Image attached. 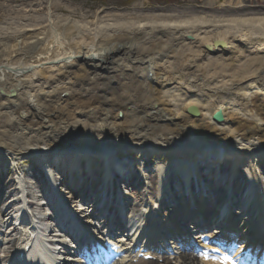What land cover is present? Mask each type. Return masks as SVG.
I'll return each mask as SVG.
<instances>
[{
	"label": "bare ground",
	"instance_id": "6f19581e",
	"mask_svg": "<svg viewBox=\"0 0 264 264\" xmlns=\"http://www.w3.org/2000/svg\"><path fill=\"white\" fill-rule=\"evenodd\" d=\"M29 4L13 7L0 24V162L3 157L16 161L21 149L25 158L44 168L52 169L58 162L60 183L70 185L77 183L73 174L91 176L96 160H101L105 188L91 191L93 202L104 196L112 203L118 154H176L182 158L177 163L158 166L163 188L159 200L145 204L140 217L131 215L132 230L117 238L122 243L135 237L142 249L152 240L151 246L166 249L168 237L162 231V240L158 239L156 229L169 232L163 225L173 222L172 235L189 244L178 230L186 216L207 225L212 221L195 214L191 195V203L179 212L180 224L173 210L170 219L156 220L174 190L171 171L176 169L188 183L196 174L203 191L208 189L203 181L207 178L199 168L214 172L232 162V173L241 165L253 171L264 155V13L246 14L240 7L229 15L208 11L134 15L105 9L90 17L72 15L76 11L69 3L64 5L68 14L57 13L63 4L59 0ZM217 114L219 122L214 120ZM79 161L87 162V167L80 168ZM119 165L126 174L128 163ZM252 173L256 199L239 207L251 218L243 214L240 224L228 220L233 225L226 231H239L244 240L250 237V244L259 246L264 237V193L257 188L260 178ZM30 174L37 178L35 171ZM53 187L58 190L56 183ZM238 192L232 188V193ZM204 195L199 199L206 200ZM10 207L0 210V227L5 225L7 231L6 223L13 220H4V215ZM218 209L221 216L229 212L227 204ZM84 216L88 221L93 217L90 212ZM33 227V222L27 226ZM18 230L14 228L12 235ZM21 237L27 239L23 230ZM191 245L198 254L204 243ZM207 246L202 259L184 253L178 264H220L205 260L214 251L213 243ZM61 249L70 254L67 247ZM65 259L74 264L73 256L67 254ZM6 261L9 258L4 261L9 264ZM35 261H41V254Z\"/></svg>",
	"mask_w": 264,
	"mask_h": 264
},
{
	"label": "rangeland",
	"instance_id": "374dc122",
	"mask_svg": "<svg viewBox=\"0 0 264 264\" xmlns=\"http://www.w3.org/2000/svg\"><path fill=\"white\" fill-rule=\"evenodd\" d=\"M33 1V3L38 0H0V24L5 22L6 15L13 8L18 6L19 8H23L24 6L30 5L29 3ZM63 4L62 8L58 9L57 13L68 14V11L65 8V3H69L73 6V9L76 11L72 13V15L79 16V13L87 14L88 16L94 15L98 10H112L117 12H125L137 15H147L150 13H158L165 11H176L177 13H195V12H212L216 14H231L233 13V9L240 7L243 10V13L251 14L254 12L260 11V13H264V0H59ZM25 145V144H24ZM26 147V146H25ZM19 150V149H18ZM18 155L16 156V161L13 162L14 166L19 167L20 173H28L31 169L35 170L36 165L34 163L35 160L25 158L23 154V150L17 151ZM131 153V154H130ZM120 154L124 155H134L137 157L136 162H138L141 166H136L132 168V172L137 173L142 170L143 167L148 168L152 171L150 175V181L148 180V187L144 189L142 192V188L130 186L128 190H125L128 193L129 197L132 199L134 204H138L142 208H145V204H151V201L157 200L160 198L159 188H157V182H155L157 172V164L161 162H169L173 159V157H180L176 154L166 153V154H151L144 155L139 152H123ZM138 154L141 157L137 156ZM172 158V159H171ZM259 164L257 165V170L260 174H263L264 171V155L258 159ZM11 160L3 157L0 162V201L2 198L1 204L7 203L10 195L12 194V188L8 186V178L7 168H9L11 164ZM6 166V168L3 165ZM228 164V163H227ZM232 165L231 163H229ZM228 164V165H229ZM229 165V167H230ZM6 169V172L4 171ZM243 170V169H242ZM241 170V171H242ZM33 173V172H32ZM38 178H31L30 186L31 188H35L36 185L41 181V174L38 173ZM97 177L99 174L97 173ZM90 185V183H89ZM8 186V187H7ZM10 187V190H9ZM4 188V189H3ZM98 189V187H97ZM35 190V189H34ZM87 189L83 190V194H88ZM131 192V193H130ZM142 193L141 196H137L136 194ZM223 193V192H222ZM82 194V195H83ZM140 197V198H139ZM208 205H211L210 203ZM141 208V209H142ZM46 211V210H45ZM44 211V212H45ZM210 212L209 210H206ZM169 207L164 209L162 212V219L165 220L169 217ZM46 214V212H45ZM171 214V213H170ZM8 240V239H7ZM9 241V240H8ZM179 257L175 256H167V258H163L160 262H154L155 264H165L164 260H167L168 264H178ZM128 264H152L151 262L140 261L138 263H128Z\"/></svg>",
	"mask_w": 264,
	"mask_h": 264
},
{
	"label": "snow or ice",
	"instance_id": "6c2138e0",
	"mask_svg": "<svg viewBox=\"0 0 264 264\" xmlns=\"http://www.w3.org/2000/svg\"><path fill=\"white\" fill-rule=\"evenodd\" d=\"M223 259L226 262V264H233V262L231 260H229V258L227 256L223 257Z\"/></svg>",
	"mask_w": 264,
	"mask_h": 264
},
{
	"label": "water",
	"instance_id": "95a60500",
	"mask_svg": "<svg viewBox=\"0 0 264 264\" xmlns=\"http://www.w3.org/2000/svg\"><path fill=\"white\" fill-rule=\"evenodd\" d=\"M214 120L217 121V122H219V121L221 120V116L218 115V114L215 115V116H214Z\"/></svg>",
	"mask_w": 264,
	"mask_h": 264
}]
</instances>
